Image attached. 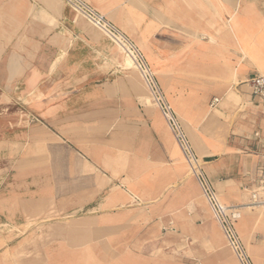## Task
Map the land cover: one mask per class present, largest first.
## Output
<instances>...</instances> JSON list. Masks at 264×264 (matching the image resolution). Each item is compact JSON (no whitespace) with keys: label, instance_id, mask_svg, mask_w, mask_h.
Returning <instances> with one entry per match:
<instances>
[{"label":"crops","instance_id":"crops-1","mask_svg":"<svg viewBox=\"0 0 264 264\" xmlns=\"http://www.w3.org/2000/svg\"><path fill=\"white\" fill-rule=\"evenodd\" d=\"M83 1L139 49L192 152L204 159L218 201L215 188L227 182L229 196L233 186L250 192L264 166V107L245 81L264 73V0ZM116 47L62 0H0V93L9 98L0 142L19 148L26 134L18 129L37 130V156L50 158L54 175L64 167L71 183L76 178V208L118 206L124 184L131 198L147 195L142 182L156 197L183 175L180 167L174 174L183 155L170 128L156 104L158 110L146 105L142 79L128 88ZM196 93L207 96L194 111ZM182 122L196 126L194 143ZM14 155L0 159L1 176ZM54 177L48 190L56 199L62 187ZM31 191V198L48 195L38 185ZM33 202L24 205L28 212L40 207ZM0 207L22 212L5 196Z\"/></svg>","mask_w":264,"mask_h":264},{"label":"rangeland","instance_id":"rangeland-1","mask_svg":"<svg viewBox=\"0 0 264 264\" xmlns=\"http://www.w3.org/2000/svg\"><path fill=\"white\" fill-rule=\"evenodd\" d=\"M115 53L121 59L128 88L135 91L136 81L141 83L142 77L134 60L119 47ZM149 93L146 105L158 110ZM204 96L207 95H192L190 105L194 111ZM8 101V95L0 93V112ZM184 128L194 143L196 126ZM23 129L26 140L19 148H7L5 142H0V159L15 154L8 173L1 176L0 172V196H5L12 209L22 211L7 214L0 210V264H240L196 172L184 157L174 165V174L181 168L182 177L156 197L150 195L154 190L149 189V183L138 185L140 193H147L145 197L137 194L133 198L126 194L124 184V203L104 209L76 208L71 200V186L76 178L71 183L64 167L54 175L50 158L37 156V130H18ZM65 149L61 147L63 154ZM17 160L20 163L16 164ZM3 164L0 161V166ZM198 165L203 172L204 159L198 158ZM19 166L25 168V173L16 175ZM54 176L62 187V195L56 199L48 190ZM190 179L194 185H189ZM227 184L215 188L217 194L223 205L235 207L240 213L233 227L249 258L254 264H264V206L251 204L249 192L239 186H233L235 196L227 195ZM37 185L48 195L31 198V188L34 190ZM30 201L39 202L37 211L28 212Z\"/></svg>","mask_w":264,"mask_h":264},{"label":"built area","instance_id":"built-area-1","mask_svg":"<svg viewBox=\"0 0 264 264\" xmlns=\"http://www.w3.org/2000/svg\"><path fill=\"white\" fill-rule=\"evenodd\" d=\"M62 1L74 9L79 15L84 17L93 26L100 29L110 41L124 51V53L132 57L144 83L149 89L154 103L159 107L161 114L170 128L185 161L196 172L203 193L211 205L216 217L219 219L236 258L240 264H253L233 227V221L240 218V213L235 207H227L218 201L211 183L208 181L204 173L200 171L198 158L192 152L175 112L166 102L139 49L123 31L108 21L104 15L91 8L83 0ZM245 83L249 87L250 94L257 98L264 107V73H256L246 79ZM212 102L216 103L217 99H213ZM195 169H198V172ZM249 196L251 204L264 206V166L259 171L258 177L253 183V189L249 192Z\"/></svg>","mask_w":264,"mask_h":264},{"label":"bare ground","instance_id":"bare-ground-1","mask_svg":"<svg viewBox=\"0 0 264 264\" xmlns=\"http://www.w3.org/2000/svg\"><path fill=\"white\" fill-rule=\"evenodd\" d=\"M129 62V61H128Z\"/></svg>","mask_w":264,"mask_h":264}]
</instances>
